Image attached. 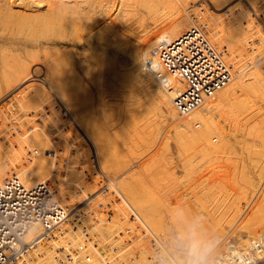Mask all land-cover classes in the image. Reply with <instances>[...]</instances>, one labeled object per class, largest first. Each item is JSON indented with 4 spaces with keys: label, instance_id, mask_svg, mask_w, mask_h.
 I'll return each instance as SVG.
<instances>
[{
    "label": "bare ground",
    "instance_id": "6f19581e",
    "mask_svg": "<svg viewBox=\"0 0 264 264\" xmlns=\"http://www.w3.org/2000/svg\"><path fill=\"white\" fill-rule=\"evenodd\" d=\"M4 1H9V0H0V10L3 12V6L4 5ZM12 1V6H10L9 12L11 13H20V17L17 19L16 21V25L15 24H11L9 22L10 19L12 18H7L8 16H10V14H8V16L5 17L7 18L6 20H8V23L6 21V26L4 25V22H5V17L3 16L2 18H4V21L3 19L1 21V24L2 27L4 28L5 27V31L7 30V25L8 24H11V27L13 25H15V27L18 25V20H22L23 17L26 19H23L24 22L21 23L23 24L22 26H26V33H24L22 36L20 35L19 37H17L19 35L20 32H24V30H21L22 29V26H21V29H20V32H19V28H18V31H17V27H16V31L18 32V34H16V37L12 38L11 36V33L13 32H16V31H12V28L11 30H9L10 32L5 34L4 32H0V58L1 59H4V58H7L8 56V53L11 52V55L8 56V60H9V57L11 58L12 57V60L13 61H9L8 63L4 61H2V65H1V72H0V75L3 77L7 76L8 74L10 73H18L19 71H23L24 69L26 70H29V72L35 74V75H44V78H48L50 77V79L53 80V85L55 86L56 88V101H59L61 100L62 103L68 108V110L73 114V116H76L75 119L76 121L78 122V124H80V126H83L84 128H86V130L88 131V135H89V138L91 140L94 141L95 143V147L98 149V152H97V155H98V158H99V162H100V165L102 167V169L108 173L109 171V168H110V172H113V174H116L115 176V187L117 188V190L119 192H121L125 198L129 201V203L134 206L136 209H138V211L144 216V218L149 222V224H151L153 226V228L156 230V231H163L166 230L165 229V223L161 220L163 218H159V216L156 214H154L153 210L150 209V206H154V205H151V204H154V201L153 203H150V205H148V201H147V205L148 207L144 204V201L141 199L140 195L138 192L139 189H138V184L140 182H143L145 180V177L147 175L151 176V182L149 181V183L147 185H150L152 184V181H154V183H160L158 180H160L159 178H157V180L155 179V174H153L152 171H155L154 169L155 168H159L162 163L160 162L161 160V156L163 155L162 153L164 152L165 150V147L167 146L168 142L166 141V146L163 145L162 146H165L163 148H160L158 151H153V153L155 155H153L154 157L148 158V160H142L140 163H142V165L140 167H134V166H137V164H134V165H129L130 162H126V160L124 159L123 161L121 162H118L116 163V159L113 161L112 159L117 157V154L116 156L114 155V153H116L115 151L113 152V154H110L113 158L110 157V155L108 153H111L112 151V147L111 149L109 148V146L107 147L108 145V138H106L104 136V133H103V128H102V125H101V121H104L103 119L100 118V114L101 112H103V115H104V110L105 108L101 105H97L95 104V101L92 97H90L89 95H86V96H83V91L89 89L87 87H84L83 85V81L82 79L80 78L79 76V72L76 70L74 72H69L68 73V68H70L68 65L69 61H67V58H70L71 60L73 59L72 55H70V52H69V48L66 49V48H63V47H57V41H60V42H67V43H70V44H75V45H79V44H83V45H88V47H99L102 48V57L98 56L99 57V60L100 58H102L101 60H104L103 59V56L105 58V62L104 63L103 61V64L105 66L108 67V65L106 64H113L112 63V59H110V57L108 56V48L104 47L103 45L105 44H108L109 40L111 42V40L113 39H110L112 38V34L110 33H113L114 30H117L115 32H119L118 29H113V32L111 31L113 27H118V26H125L126 23L130 22V19L132 18L133 20V17H130V15H132V13L135 12V10H140L141 8H144V9H154L155 7L157 8V6H161L159 2H157L158 0H10ZM211 2V7L213 8V10H218L220 7H222L223 5H227V3L230 2V0H209ZM161 2H163V0H161ZM11 4V2H10ZM6 5V4H5ZM9 5V4H8ZM141 7V8H140ZM173 7V6H172ZM160 8V7H159ZM158 8V10H159ZM178 9V8H177ZM221 9V8H220ZM5 10V9H4ZM157 10V11H158ZM172 10H174L175 12V8H173ZM156 11V12H157ZM160 11V10H159ZM158 11V13H160ZM116 12V14H114ZM152 12V11H151ZM150 12V13H151ZM154 12V13H156ZM171 12V11H170ZM174 12L170 13L172 14V16H170V19L166 18L167 21L164 22V24H162L161 26H157V24H155L156 26L152 27L151 29H149L147 32H145V37L143 36L141 38L140 41H137V43L133 44L132 39L131 41H126L127 44H132L130 46H128L125 41H124V36L126 37V35L123 36V40L121 39L122 35H121V30L122 28H120V34H117L118 36H116V40L117 38L120 40H122V44L125 43V47L123 45L122 48H125L123 53L128 55L129 54V57H131V60L133 61V63H135L136 65V71L137 75H133L132 78H130L129 74L127 73V71L130 73H134L133 71H131L130 69L126 70L125 72L119 68L117 66V68L121 69L120 71V74H125L129 76L130 79H127L125 78L127 81H137L138 83H140L142 81V83L146 82L148 85V89L149 87H151V90L153 89V92L150 90V92H152L153 94H155V97L156 99H158L157 101L159 103H161V106H162V109L163 111L166 112V117L170 120V122H172V125H171L168 129H169V132H171L174 136H176L179 140V142H181L182 146H180V148L184 147L183 149H185V147H188L189 145L186 146L185 143L187 142H190V143H199L200 145H202V147H204L205 144H215V142L213 141L215 137H217L216 139H218L220 142H222L223 138L224 139H228L229 138V134L226 133V129H223V126L226 124L224 123V125L222 126V124L220 123V119H222V113L224 112V109L226 108H222L221 104L222 105H225V106H228L230 104H228V102L230 103V101L233 103L231 105H235V103H237V99L240 98L239 95L242 94V92H248V91H251V92H255L256 94L259 93L260 96L262 97V99L264 100V75L262 74V71L260 69V64H261V59L260 57L257 58L256 60H251L250 58V64H253L249 70L247 71H243V70H240L239 68L241 67V65H237L239 68H236V69H239L237 71L236 74H234V77L233 79L230 81V83L225 86L224 88L220 89L213 98H211L210 100H207L205 102H203L200 106H198L197 108L193 109L191 112L188 113V116L185 115V116H180L181 114L178 113L174 103H173V98L175 96V92L176 90H178L179 88V85L180 83H177V85L175 84L176 81L173 80V78H171L169 75L165 74L164 73V69L162 67V64L158 58V56L156 54H154L155 50L157 49V46L160 44L161 41L163 40H173L175 38H177L179 35L182 34V32H184L185 30H187L193 23H194V17H192V14H189V13H183L182 11H180L179 9L175 12L176 14H174ZM231 12V11H230ZM139 13V12H137ZM137 13H135L134 15H136ZM141 13V11H140ZM162 13V12H161ZM114 14V16H113ZM164 14V13H162ZM162 14H158L159 15H162ZM1 15V14H0ZM153 15V14H152ZM151 15V16H152ZM165 15V14H164ZM174 15V16H173ZM209 15V14H208ZM14 16V15H13ZM23 16V17H22ZM163 16V15H162ZM166 16V15H165ZM18 16H16L17 18ZM155 18H157L156 16H154ZM172 17V18H171ZM154 18V19H155ZM161 18V17H160ZM164 18V16H163ZM162 18V19H163ZM14 19V18H13ZM159 19V18H158ZM22 20V21H23ZM157 20V19H155ZM159 21V20H158ZM157 21V22H158ZM161 21V20H160ZM159 21V22H160ZM21 22V21H20ZM146 22V20H145ZM155 22V21H154ZM223 22V21H222ZM14 23V22H12ZM156 23V22H155ZM163 23V22H160V24ZM207 23L210 24V26L212 27V31L216 34V35H220L221 32L225 31L224 34L225 35H222L226 41L230 44V47H232V52H234V50H238V48H240L241 50H244L245 48V44H246V39H247V36L251 35L249 33L248 35V27L246 25H244V20L241 18H235V20H232V21H229L227 23H225V27L224 29H222L223 27H220L219 26H216V24L214 25V23H212V19L211 18H208L207 19ZM1 24H0V29H1ZM26 24V25H25ZM159 24V25H160ZM222 24V23H221ZM143 25V24H142ZM10 26V25H9ZM8 26V27H9ZM20 26V24H19ZM110 26H113L112 28H110ZM144 26V25H143ZM128 27V26H127ZM156 29L155 31L153 29ZM15 29V28H13ZM148 29V28H147ZM146 29V30H147ZM2 30V29H1ZM0 30V31H1ZM145 30V29H144ZM227 30V31H226ZM22 32V33H23ZM129 32V31H128ZM212 32V36H216L214 33ZM4 33V34H3ZM211 33V31H210ZM9 34V35H8ZM114 36L116 35L115 33H113ZM128 36V35H127ZM132 35H130L131 37ZM134 37V36H133ZM137 37V36H136ZM220 38V36H218L216 38V40H218ZM129 39V38H128ZM134 39V38H133ZM115 40V39H114ZM126 40V38H125ZM130 40V39H129ZM135 40V39H134ZM139 40V39H138ZM222 40V39H221ZM124 41V42H123ZM113 42V41H112ZM117 42V41H116ZM115 43V42H114ZM114 43H111L114 44ZM119 41L116 43V45H118ZM59 44V43H58ZM121 44V43H119ZM223 44V43H222ZM110 45V44H109ZM110 45V46H111ZM115 45V44H114ZM113 45V46H114ZM115 45V46H116ZM127 45V47H126ZM109 46V47H110ZM114 46V47H115ZM122 46V45H121ZM117 47V46H116ZM119 47V46H118ZM228 47V48H230ZM121 47L119 49H122ZM83 50V49H82ZM92 50V49H91ZM97 50V49H96ZM123 50V49H122ZM231 50V49H230ZM78 51V50H77ZM81 51V50H80ZM89 51V50H88ZM94 51V50H93ZM114 51V50H113ZM121 51V50H119ZM153 52V55H150V53ZM248 51V50H247ZM91 52V51H90ZM96 52V53H95ZM98 51H94V56L97 58V55L95 54H100V51L97 53ZM231 52V53H232ZM122 53V52H121ZM122 53V54H123ZM230 53V52H229ZM245 53V52H244ZM243 53V54H244ZM253 53V52H252ZM252 53L250 55H252ZM90 54V53H89ZM98 54V55H99ZM242 54V55H243ZM86 55V54H85ZM101 55V54H100ZM247 55V54H246ZM244 56V57H247V56ZM249 55V56H250ZM256 55V54H255ZM90 56V55H89ZM108 56V57H107ZM115 56V55H114ZM230 56L232 57H235L234 55H231ZM229 56V57H230ZM260 56V55H259ZM83 59H84V56H82ZM91 57V56H90ZM89 57V58H90ZM94 57V58H95ZM230 57V59H231ZM254 57V56H252ZM93 58V57H91ZM112 58V57H111ZM114 58V57H113ZM116 58V57H115ZM6 59V60H7ZM108 59H110L108 61ZM236 60V58H234ZM245 59H248V58H245ZM70 60V61H71ZM80 60V59H78ZM95 60V59H94ZM112 60V61H111ZM234 60V61H235ZM1 61V60H0ZM111 61V62H110ZM232 63L235 65V63L233 62V59H231ZM238 61V60H237ZM252 61V62H251ZM96 62V61H95ZM109 62V63H108ZM124 62V61H123ZM246 62H248L249 64V61L246 60ZM67 63V64H66ZM85 63V62H84ZM98 63V58H97V62ZM241 63V62H240ZM66 64V65H65ZM71 63H69L70 65ZM81 64V62H80ZM101 63V65H103ZM110 64V65H111ZM119 64H122L119 62ZM124 64V63H123ZM122 64V65H123ZM237 64V63H236ZM245 64V62H244ZM247 64V63H246ZM255 64V65H254ZM91 65V64H89ZM98 65V64H97ZM114 65V64H113ZM72 66V65H71ZM88 66V64H87ZM85 66V67H87ZM93 66V64L91 65ZM115 66V65H114ZM112 66V67H114ZM126 66V65H125ZM129 66V65H128ZM236 66V65H235ZM249 66V65H248ZM68 67V68H67ZM75 67V66H74ZM90 67V66H89ZM88 67V69H90ZM94 67H97V66H94ZM104 67V66H102ZM101 67V68H102ZM110 67V66H109ZM110 68V69H116L115 67L114 68ZM121 67V66H120ZM245 67V66H244ZM83 68V66H82ZM99 69H101L100 67H97ZM71 69V68H70ZM75 69V68H74ZM87 69V70H88ZM96 69V68H95ZM109 68H107L108 70ZM148 69V73L144 72V70ZM85 69H83L84 71ZM104 72L106 70V68H103L102 69ZM118 70V69H117ZM70 71V70H69ZM97 71V70H95ZM100 71V70H99ZM111 71V70H110ZM123 71V72H122ZM243 71V72H242ZM25 72V71H24ZM86 72V70H85ZM104 72H102L104 74ZM109 72V70H108ZM118 72V71H117ZM90 73H94V69H90ZM96 73V72H95ZM99 73V72H98ZM101 73V72H100ZM99 73V74H100ZM3 74V75H2ZM22 74V73H21ZM32 74V75H33ZM74 74V77H72ZM85 74V73H84ZM98 74V75H99ZM110 74V73H109ZM113 74V73H112ZM29 75V74H28ZM87 75V74H86ZM94 74H91V76L93 77ZM96 75V74H95ZM96 75V76H98ZM117 75V74H116ZM115 75V77H116ZM132 75V74H130ZM237 75V76H235ZM241 76L238 78V76ZM9 76V75H8ZM13 76V75H12ZM18 76V75H17ZM15 76V77H17ZM27 76V74H26ZM101 76V75H100ZM108 76V75H107ZM119 76V75H118ZM124 76V75H123ZM122 76V77H123ZM124 76V77H125ZM127 76V77H128ZM19 77V76H18ZM17 77V78H18ZM32 77H35L34 75ZM38 77V76H37ZM75 77H77V79H75ZM102 77V76H101ZM106 77V76H105ZM113 77V78H115ZM122 77H121V81H122ZM123 77V78H124ZM11 78V77H9ZM14 78V76H13ZM90 78V77H89ZM117 78V77H116ZM6 81L9 80L8 77L6 78ZM12 79V78H11ZM25 79V78H24ZM36 79V78H35ZM38 79V78H37ZM49 79V81H50ZM108 79V78H107ZM111 79V78H110ZM125 79L124 82H125ZM131 79H134V80H131ZM25 80H29V79H25ZM44 80V79H43ZM10 81V80H9ZM13 81V80H12ZM21 81V80H20ZM46 81V80H45ZM43 81V82H45ZM105 81V80H103ZM140 81V82H139ZM2 82V81H1ZM16 82V80H15ZM13 82V83H15ZM23 82V81H22ZM38 82V81H37ZM51 82V81H50ZM107 82V81H106ZM136 82V83H137ZM154 82L155 83H161V86L163 85V88H165V90H162L160 87H156V88H153L154 86ZM10 83H12L10 81ZM31 83V82H30ZM46 83V82H45ZM135 84V85H138L139 84ZM157 83V84H158ZM159 83V84H160ZM132 84V83H131ZM9 86V84H7ZM11 85V84H10ZM33 85V84H32ZM86 85V84H85ZM130 85V84H129ZM129 85H128V88H129ZM141 85V83H140ZM145 85V83H144ZM144 85H141L144 86ZM7 86V87H8ZM122 86V85H121ZM126 86V85H125ZM134 86V85H133ZM136 86V87H138ZM147 86V85H146ZM100 87V86H99ZM112 87V86H111ZM145 87V86H144ZM96 88V87H95ZM102 88V87H101ZM121 88V87H120ZM147 88V87H146ZM12 89V88H11ZM142 89V88H141ZM97 90V89H96ZM125 90V89H124ZM98 91V90H97ZM101 91V89H100ZM137 91V90H136ZM142 91V90H141ZM119 92V91H118ZM101 94V93H100ZM152 94V95H153ZM248 94V93H247ZM255 94V95H256ZM92 95V94H91ZM139 94H136L135 96H138ZM254 95V93H253ZM254 95V96H255ZM58 96V97H57ZM134 96V97H135ZM173 96V98H172ZM259 95L257 94L256 97ZM60 97V98H59ZM131 97V96H130ZM154 97V95H153ZM247 97V95H246ZM250 97V96H249ZM137 99H139L138 97H136ZM251 98V97H250ZM249 98V100H250ZM153 99V98H152ZM155 99V98H154ZM241 99V98H240ZM246 99V98H245ZM253 99V97H252ZM251 99V100H252ZM101 100V99H100ZM136 100V99H135ZM134 100V101H135ZM239 100V99H238ZM244 100V98H243ZM247 100H248V97H247ZM248 100V102H249ZM250 100V101H251ZM262 100V101H263ZM106 100H104L105 102ZM141 101V100H139ZM242 101V99L240 100V102ZM254 101V100H252ZM144 102V100H143ZM239 102V104H240ZM247 102V101H246ZM245 100H244V103L245 105L251 103V102H247L246 103ZM264 102V101H263ZM136 103V102H135ZM134 103V104H135ZM140 103V102H139ZM159 103L158 106H159ZM106 104V103H105ZM228 104V105H227ZM141 105H142V101H141ZM238 105V104H237ZM242 105V104H240ZM245 105L243 104L242 106L245 107ZM259 105V104H258ZM135 106V105H134ZM143 106V105H142ZM159 106V107H161ZM236 106V105H235ZM241 106V108H242ZM252 105L250 104L249 107H251ZM137 107V106H136ZM234 107V106H233ZM240 107V106H239ZM258 107V108H257ZM256 110L257 113L254 111L252 113H256L258 114V110L259 111H263L264 109L260 110L259 109V106H257ZM122 108V107H121ZM235 108V107H234ZM246 108V107H245ZM161 109V110H162ZM219 111H218V110ZM228 109V107H227ZM237 109V107H236ZM235 109V111H236ZM239 109V108H238ZM237 109V110H238ZM253 109V108H252ZM140 110V109H139ZM240 110V109H239ZM108 111V110H107ZM217 111V113H216ZM241 111V110H240ZM138 112V111H137ZM229 112V111H228ZM234 112V111H233ZM143 113V112H142ZM163 113V112H162ZM239 113V112H238ZM263 114V118H264V112H260V114ZM210 115L211 118L209 117V119H207L206 117H204L205 115ZM237 114V113H236ZM255 114V116H256ZM163 115V114H162ZM206 115V116H207ZM222 115V116H221ZM187 116V117H186ZM225 116V115H224ZM231 116V115H230ZM254 115H252L253 118H255ZM180 117V118H179ZM198 117L199 119L201 118V123H200V127H197L195 122H194V119L197 118L198 120ZM208 117V116H207ZM228 117V116H227ZM226 117V118H227ZM233 117V115H232ZM231 117V118H232ZM257 117V116H256ZM104 118H105V115H104ZM251 118V117H250ZM249 118V119H250ZM252 118V119H253ZM259 118V117H258ZM263 118H261L260 121H257V124H259V127H261V130H259L260 132L257 131V133H262V136L260 137L261 140H262V143L264 144V123H263ZM168 119L166 121H168ZM229 119V118H228ZM227 119V120H228ZM101 120V121H99ZM165 120V119H164ZM247 120V119H246ZM259 120V119H258ZM235 121V119H234ZM237 121V120H236ZM235 121V123H236ZM251 121V120H250ZM253 121V120H252ZM118 122V121H117ZM169 122V121H168ZM239 122V121H238ZM247 122V121H246ZM255 122V121H254ZM116 123V122H115ZM120 123V122H118ZM117 123V124H118ZM248 123V122H247ZM247 123H243V124H246ZM103 124V123H102ZM138 124V123H137ZM136 124V125H137ZM249 124V123H248ZM257 124H251L249 125V128H252L250 129L251 132L253 130V126L255 127V125ZM263 124V125H262ZM129 125V124H128ZM245 125V126H246ZM261 125V126H260ZM252 126V127H251ZM240 127V126H239ZM247 127V126H246ZM118 128V127H117ZM162 128V127H160ZM230 128V127H229ZM249 128L247 130V132L249 131ZM42 130V128H40ZM40 129H36V130H32V135L30 134L29 136V142L31 144V146L33 145H37L39 147H41L43 149V152L40 154V155H37L34 160L31 162L30 166H23L22 164H19V162H16L14 161V163H12L13 165V169H19L20 171L22 170L23 172V175L25 176L26 178V183L28 185H34L40 181H43V180H46V179H50V180H58L60 182V192L61 194L63 195V197L68 200L69 202L73 203V199L74 198V194H70V190L71 188L67 189L65 187H68V185L65 186V181L68 180L69 178H72V181H77L78 183L82 184L83 183V180L85 179V176H84V173L82 172V169H77L76 166H73L71 168L68 169V179H66L67 177H64V172L61 173L63 174L62 176L57 172V170L55 168L56 171H55V177L52 176L54 175V170L51 171L50 169L52 168V165L51 168L49 169V161H51L50 159V156L46 153V149L50 147V143L48 141L50 140H46L44 137L46 136V133L44 131H41ZM111 129V128H110ZM245 129V128H244ZM85 130V131H86ZM160 130V129H159ZM165 130V129H164ZM255 130V129H254ZM108 131V130H107ZM127 131V130H126ZM158 131V130H157ZM243 131V130H242ZM105 132V131H104ZM111 132V131H110ZM138 132V131H137ZM149 132V131H148ZM228 132V131H227ZM250 131L248 133L252 134ZM45 133V134H44ZM152 133V132H151ZM158 133V132H156ZM167 133V132H166ZM214 134L211 136V134ZM136 134V133H135ZM240 134V133H239ZM249 134V135H250ZM110 136V134L107 133V136ZM261 134L257 135V136H260ZM44 136V137H43ZM108 136V137H109ZM137 136V135H136ZM167 135L164 136V138L166 137ZM247 136V135H246ZM24 137V136H23ZM107 140H105V138ZM170 135L167 136V138H169ZM251 137V135H250ZM256 138V137H255ZM259 138V139H260ZM26 139V138H25ZM110 139V138H109ZM114 139V138H113ZM130 139V138H129ZM139 139V138H138ZM241 139L240 137L238 138V140ZM243 139V138H242ZM241 139V140H242ZM27 140V139H26ZM36 140H38L36 142ZM115 140V139H114ZM113 140V141H114ZM169 140V139H168ZM229 140V139H228ZM237 140V139H235ZM240 140V141H241ZM108 141V142H106ZM112 141V140H111ZM111 141L109 143V145L111 144ZM85 142V141H84ZM83 142V143H84ZM106 142V143H105ZM178 142V141H177ZM185 142V143H184ZM247 142V141H246ZM249 142V141H248ZM6 143V142H5ZM3 143V144H5ZM60 143V142H59ZM116 143V142H114ZM113 143V144H114ZM189 143V144H190ZM3 144H0L1 146ZM112 144V145H113ZM145 144V143H144ZM177 144V143H176ZM185 144V145H184ZM188 144V143H187ZM198 144V145H199ZM239 144V143H238ZM245 144V142H244ZM252 144V143H250ZM255 144V143H253ZM252 144V145H253ZM24 145V144H23ZM87 145V144H86ZM111 145V146H112ZM25 146V145H24ZM118 146V145H116ZM241 146H242V143H241ZM3 147V146H2ZM5 147V146H4ZM3 147V148H4ZM7 147V146H6ZM84 147V146H83ZM114 149H115V145L113 146ZM137 147V146H136ZM151 147V146H150ZM154 147V146H153ZM156 147V146H155ZM190 147H192V145L190 144ZM197 147V146H196ZM196 147H193V148H196ZM248 147V146H247ZM253 147V146H252ZM259 147V146H258ZM1 148V147H0ZM16 148V147H15ZM36 148V147H35ZM157 148V147H156ZM155 148V149H156ZM167 150L168 147H166ZM178 148L180 151L181 149ZM251 148V147H250ZM22 149V148H21ZM108 149H110V152H108ZM119 149V148H118ZM150 149V148H148ZM154 149V148H153ZM182 149V150H183ZM244 149V148H242ZM2 150V149H1ZM0 150V151H1ZM23 150V149H22ZM64 150V149H63ZM120 150V149H119ZM193 150V149H192ZM245 150V149H244ZM253 150V149H252ZM13 151V150H12ZM26 152V150H23L22 152ZM82 151V150H81ZM85 151V150H84ZM170 151V150H169ZM249 151V150H248ZM255 151V150H254ZM262 151V150H261ZM5 152V151H3ZM7 152V151H6ZM39 152V151H38ZM69 152V151H67ZM194 152V151H193ZM192 152V154H193ZM247 152V150H246ZM18 153V152H17ZM16 153V154H17ZM21 153V152H20ZM27 153V152H26ZM250 153V152H249ZM253 153V152H252ZM257 153V152H256ZM263 153V152H261ZM181 154V153H179ZM21 156V154H19ZM28 155V154H27ZM86 155V154H85ZM191 155V153H190ZM0 156H1V152H0ZM7 156V154H6ZM5 156V158H7ZM60 156H63L60 154ZM65 156V155H64ZM100 156V157H99ZM119 156V155H118ZM172 156V155H171ZM182 156V155H181ZM184 156V155H183ZM256 156V155H255ZM17 157V156H16ZM26 157V156H25ZM67 157V156H66ZM189 157V156H188ZM263 157V155H262ZM261 157V158H262ZM4 158V157H2ZM10 158V157H9ZM14 159V156L12 157ZM20 158V157H19ZM120 158V156H119ZM146 158V157H145ZM251 158V157H250ZM261 158H259L261 160ZM12 159V160H13ZM50 159V160H48ZM71 159V158H70ZM73 159V158H72ZM101 159V161H100ZM185 159V157L183 158V160ZM252 159V158H251ZM264 159V158H263ZM262 159V160H263ZM5 160V159H4ZM118 160V159H117ZM122 160V159H121ZM186 160V159H185ZM184 160V161H185ZM190 160V159H187V161ZM8 161V160H7ZM11 161V160H10ZM16 161L17 158H16ZM29 161V160H28ZM53 161V160H52ZM73 161V160H72ZM120 161V160H119ZM251 161V160H250ZM2 162L0 165V181L3 179V177L6 175V161H5V165L3 164V160L1 159ZM9 162V161H8ZM7 162V163H8ZM21 162V161H20ZM133 162V161H132ZM255 162V161H254ZM261 162V161H260ZM18 163V164H17ZM23 163V161H22ZM74 163V162H73ZM103 166H102V164ZM108 163L107 166H109L108 170L106 171V164ZM135 163V162H134ZM190 163V162H189ZM187 163V164H189ZM244 163V162H243ZM11 164V163H10ZM24 164V163H23ZM27 164V163H26ZM51 164V162H50ZM75 164V163H74ZM133 164V163H131ZM167 164V163H166ZM169 164V163H168ZM186 164V163H185ZM254 164V163H253ZM260 164V163H259ZM259 164H255V165H259ZM264 164V162H263ZM12 165H9L8 164V167L9 166H12ZM77 165V164H75ZM238 165V164H237ZM21 166V167H20ZM54 166V165H53ZM79 166V165H78ZM82 166V165H81ZM242 166H245L242 164ZM262 168H261V167ZM259 166V168H261V170L257 171L255 174H257L256 176H252L250 178H247L245 179L246 180V184L249 185V186H253V187H257L259 190H260V194L261 196L259 197V199L254 202V204H252L248 210V218L242 220L241 222L238 223V228H236V230H240V231H243L245 232V236H250L252 234H255V233H258L260 230H263L264 232V215L263 217H259L258 219H256V215H259V214H262L264 213V165L262 166V164ZM76 167V168H75ZM80 167V166H79ZM167 167V166H166ZM169 167V166H168ZM256 167V166H255ZM254 167V168H255ZM82 168V167H81ZM118 171H116V170ZM153 169V170H152ZM161 169V168H160ZM163 169V168H162ZM161 169V171H162ZM235 169V168H233ZM232 169V170H233ZM237 169V168H236ZM240 169V168H239ZM167 171V169H165ZM170 171V168L168 169ZM185 170V169H184ZM189 170V169H188ZM188 170H185L188 171ZM242 170V169H241ZM256 170V169H255ZM116 171V173H115ZM168 171V172H169ZM245 171V169L243 170ZM66 172V173H67ZM109 172V174H110ZM156 172V171H155ZM158 172H159V169H158ZM189 172V171H188ZM59 175H58V174ZM164 172H162L161 174H163ZM166 174H168L167 172H165ZM164 173V174H165ZM235 173V172H234ZM11 174V173H10ZM173 174V173H172ZM187 174V172H186ZM58 175V177H57ZM146 175V176H145ZM158 175V174H156ZM246 175H250V174H246ZM61 176V177H59ZM66 176V175H65ZM110 176V175H109ZM164 177V175H162ZM183 176V175H182ZM112 177V178H113ZM158 177V176H157ZM173 177V176H170V178ZM176 177V175H175ZM193 177V176H192ZM245 177V176H243ZM248 177V176H247ZM257 177L258 179L261 178L262 179V183L258 185L257 183ZM148 178V177H147ZM146 178V180H147ZM168 177V179H170ZM189 178V177H188ZM187 178V179H188ZM241 178V177H240ZM74 179V180H73ZM87 179V178H86ZM164 179V178H163ZM166 179V180H168ZM176 179V178H174ZM236 179V178H235ZM260 179V180H261ZM149 180V179H148ZM71 181V180H70ZM169 181V180H168ZM180 181V180H179ZM239 180H236L235 182H237ZM242 181V179H241ZM67 182V181H66ZM69 182V181H68ZM76 182V183H77ZM86 182V180H85ZM87 182L89 183H93L92 180L89 181V179H87ZM86 182V183H87ZM146 182V181H145ZM85 183V184H86ZM89 183V184H90ZM162 183V182H161ZM176 183V181H175ZM238 183V182H237ZM235 183L236 185H239V183L237 184ZM241 183V182H240ZM75 184V183H74ZM145 183L143 184L146 185ZM171 184V183H169ZM180 184V183H179ZM188 184V182H187ZM243 184H244V181H243ZM242 184V185H243ZM73 185V184H72ZM71 185V186H72ZM83 185V184H82ZM81 185V186H82ZM153 185V184H152ZM151 185V186H152ZM245 185V186H247ZM64 186V188H63ZM70 186V187H71ZM80 186V185H79ZM78 186V187H79ZM158 186V185H157ZM172 186V184H171ZM174 186V185H173ZM196 186V185H195ZM86 187V186H84ZM167 187V185H166ZM83 188V187H82ZM154 189H156L155 187H153ZM72 189H73V186H72ZM71 189V190H72ZM80 189V188H79ZM76 190L77 191H80V190ZM153 189V191H154ZM164 189V188H163ZM162 189V191H163ZM175 189V188H174ZM150 190L152 191V188H150ZM157 190H160V189H157ZM156 190V191H157ZM160 190V193L162 192ZM74 192V191H73ZM74 192V193H76ZM94 192V191H93ZM146 192V191H145ZM165 192V191H164ZM82 195L80 196V198L84 199V195L87 193H84V189L82 190ZM92 193V192H91ZM147 193V192H146ZM152 193V197L156 196V198H158V196L160 195L161 197V200L159 199L158 201H156V204L157 202H161L162 201V197L164 196L163 193L161 196V194H159V191L157 192V195H153L154 192H151ZM166 193V192H165ZM164 193V194H165ZM78 195V193H76ZM155 194V193H154ZM78 195V196H79ZM76 197L79 198V197ZM168 196V194L166 195ZM165 196V197H166ZM147 197V195H146ZM145 197V198H146ZM151 197V199H152ZM79 198V200H80ZM155 198V199H156ZM147 199L149 200V196L147 197ZM166 198H163V201H165V203L167 202V200H164ZM175 199V198H174ZM185 199V198H184ZM157 200V199H156ZM172 201V200H171ZM75 202V200H74ZM150 202V200H149ZM152 202V201H151ZM174 202V201H172ZM172 202H168V206L170 204L169 207H171L172 205ZM187 202V201H186ZM185 202V204H186ZM162 203V202H161ZM160 203V204H161ZM155 204V205H156ZM164 204V203H163ZM174 204V203H173ZM188 204V203H187ZM179 205V204H178ZM189 205V204H188ZM167 206V205H166ZM165 206L166 209H169ZM175 206V205H174ZM177 206V205H176ZM197 207V205H195ZM173 207V206H172ZM178 207V206H177ZM176 207V208H177ZM184 208H177L180 209L179 211H176L178 212V215L175 219L172 218L170 219L172 225L175 224L177 227H178V230L182 231V232H187L188 229L189 231L191 232L193 230L194 227H198V230H199V233L197 234L198 237H195L196 235H193L196 240L194 241L193 239H190L191 241V249L190 251H192L194 257L199 260H201L202 257L201 256V250L202 248H206V241L201 237V235H203L207 230L211 231V232H216L218 231V226L214 223L213 224V227L211 228L212 225H210L209 227V223H210V220H208V218H203V214H201V217L198 216L199 218H197V216L195 218H193V215L190 213L191 211H189L188 207L187 209L185 208L186 206H183ZM193 207V206H192ZM155 208V207H154ZM175 208V209H176ZM159 208H157L158 210ZM164 210V208H161L160 207V211ZM174 209V207H173ZM174 209V210H175ZM194 209V208H193ZM199 209V208H198ZM173 210V211H174ZM188 210V211H187ZM211 210V209H210ZM171 211V209L168 210V212ZM172 211V212H173ZM170 212L172 215L170 217H173L175 214V211L174 213ZM210 212V211H209ZM162 213V212H161ZM190 213V214H189ZM199 213V212H198ZM169 214V213H168ZM198 214V215H200ZM209 214V213H208ZM176 215V214H175ZM194 215H197V212H195ZM161 216V215H160ZM168 218V217H167ZM183 218V220H182ZM208 220V221H207ZM255 220H257L255 222ZM254 222V223H253ZM115 223V222H114ZM187 223V224H186ZM111 224V223H110ZM113 224V223H112ZM111 224V225H112ZM230 224V221H228L227 224L223 225V229L225 228L226 225H229ZM109 225V224H108ZM103 226V225H102ZM230 226V225H229ZM113 227V225H112ZM111 227V228H112ZM237 227V225H236ZM104 228V227H103ZM105 228H107L105 226ZM217 228V230H216ZM109 230V229H108ZM112 230V229H111ZM234 230V228H233ZM42 230L35 226L31 229L30 231V236L31 237H34V236H37L39 234H41ZM162 232V233H163ZM220 232V231H218ZM241 232V233H243ZM229 233V232H228ZM231 233V232H230ZM177 234V233H176ZM186 236L189 235L187 233H184ZM259 234V233H258ZM240 235V234H239ZM242 235V234H241ZM240 237L245 241V239L243 238V236ZM180 236V235H178ZM184 236V235H183ZM185 236V238H186ZM70 237V235L68 234L67 237L65 238L62 237L60 238V242L59 244H57V246H60V244L64 245L66 244V239H68ZM189 237V236H188ZM187 237V238H188ZM239 237V238H240ZM194 238V239H195ZM238 238V239H239ZM240 238V239H241ZM201 239V240H200ZM72 241V240H70ZM247 242V241H246ZM245 243V242H244ZM190 244V243H189ZM203 245V247H202ZM189 246V245H188ZM208 247V245H207ZM189 248V247H188ZM47 253H45L46 257L43 258V261L45 260V262H48L47 264H49V261H51L53 258V252L50 250V251H46ZM51 252H52V255H51ZM191 254V252H190ZM186 255L184 254V257ZM186 258V257H185ZM183 258V259H185ZM191 258V257H189ZM182 259V258H181ZM188 259V258H187ZM186 259V260H187ZM198 260V261H199ZM40 261V262H41ZM180 261V260H179ZM185 261V260H184ZM189 261V260H188ZM187 261V262H188ZM39 263V264H43V263ZM181 262V261H180ZM189 263V262H188ZM187 263V264H188ZM45 264V263H44Z\"/></svg>",
    "mask_w": 264,
    "mask_h": 264
},
{
    "label": "built area",
    "instance_id": "2783aa9c",
    "mask_svg": "<svg viewBox=\"0 0 264 264\" xmlns=\"http://www.w3.org/2000/svg\"><path fill=\"white\" fill-rule=\"evenodd\" d=\"M188 9L195 17L194 23L177 38L161 41L154 52L164 73L176 85L180 83L173 103L181 115L213 98L235 74V65L227 56L228 46L210 33L207 19L214 16L211 2H191ZM241 17L251 34L245 49L262 53L260 59H264V0H235L225 6L221 16L224 23ZM27 79L0 102V128L11 126L9 137L13 131L20 133V126L25 127L19 116L24 109L22 100L33 92L29 87L31 77ZM34 114L31 118L44 124L42 129L50 138L46 153L54 160V168L61 173L68 170L69 164L58 159L64 143L74 158L69 160L70 165L72 160L81 163L84 176L93 184L84 199L71 203L61 194L58 180L28 185L19 169L5 176L0 181V264H39L47 249L53 252L49 264H186L179 260L180 254L188 250L187 240L157 232L117 190L114 179L100 165L94 143L61 100L54 105L45 102ZM82 139L90 148L89 155L80 154ZM22 141L28 146V160L32 162L37 150L25 137ZM107 222L116 224L108 234L102 230ZM35 226L42 232L31 237L29 233ZM68 234L66 244L57 246ZM198 264H264V232L245 243L230 234L217 236L211 239L207 254Z\"/></svg>",
    "mask_w": 264,
    "mask_h": 264
},
{
    "label": "rangeland",
    "instance_id": "374dc122",
    "mask_svg": "<svg viewBox=\"0 0 264 264\" xmlns=\"http://www.w3.org/2000/svg\"><path fill=\"white\" fill-rule=\"evenodd\" d=\"M200 0H163V2H161V0H158L157 2H159L160 3V5L161 6H157V8L155 7L153 10L152 9H150V8H148L147 10L146 9H144V8H141L139 11L138 10H135V12L134 13H132V15H130V17H133V20H132V18L130 19V22H128V23H126L125 24V26H118L117 28L116 27H113V26H110V28H112V32H113V29H118V33L117 32H115V31H117V30H114V32L113 33H115L116 35L114 36V34L113 33H110V34H112V38H110V39H113V40H111V42H110V40L108 41L109 43L108 44H105V45H103L104 47H106V48H108V56L110 57V59H112L111 61H112V63L116 66H114L113 64H106V65H108V67L107 66H105L104 64H103V62L104 63H106L105 62V58H104V56H103V59L104 60H101L102 58H100V60H99V57L101 56L102 57V48H100L99 47V45H98V47H88V45L86 44V45H83V44H79V45H73V44H70V43H65V42H60V41H58V40H56L57 41V47H63V48H66V49H68L69 50V52H70V55H72L73 57V59L71 60L70 58H67V61L66 62H68L69 61V63H71L70 65H69V63H68V65L67 66H69L70 68H68V73L69 72H71V70H72V72H74V71H78L79 72V76H80V78L82 79V81H83V85H84V87H87V88H89V89H87V90H85V91H83V96H86V95H89L90 97H92L93 99H94V101H95V104H99L101 101V103L99 104L100 106L102 105L104 108H105V110H104V115H105V118H104V115H103V112H101V114H100V118L101 119H103L104 121H101V120H99V121H101V125H102V128H103V130L105 131H103V133H104V136L106 137V138H108V141L110 140H112L111 141V144L109 145V143H110V141L108 142V141H106V142H108V145H107V147L109 146V148L111 149V147H112V152L111 153H108L109 155L110 154H113V152L115 151H117L116 153H114V155L116 156V154H117V157H115V158H113L111 155H110V157L111 158H113L112 160L114 161L115 159H116V163H117V161L118 162H121V161H123L124 159L126 160V162H130V164L129 165H134V164H137V166H134V167H140L141 165H142V163H140L142 160H148V158L149 159H151V158H153L154 156L153 155H155L154 153H153V151L155 150V151H158L160 148H163V147H165L166 146V141L168 142V144H167V146L166 147H168V149L170 150H167V148L165 147V150H164V152L162 153L163 155L161 156V160H160V162L162 163V165L158 168L159 169V172H158V169L157 168H155L154 170L156 171H152L153 172V174H158V175H154L155 176V179L157 180V178H159L160 180H158L160 183H154V181H152V184H150V185H147L148 183H149V181L151 182V176H149V175H145L146 177H145V180L143 181V182H140L137 186H138V191H140V192H138L139 193V195H140V197H141V199L144 201V206L146 205L147 207H148V205H150V203H153V201H154V204H151V205H154V206H150V209L151 210H153V212H154V214L156 215H158L159 216V218H163V219H161L166 225H165V229L166 230H164V232L163 231H161V233L163 232V233H168V234H171L172 236H173V238H180V239H185V240H187V243H188V250L186 251V252H182L181 254H180V258H182L180 261L182 262V260L184 261L185 260V262H186V264L188 263V264H198L199 263V259L197 258H195L194 257V255H193V253H192V251H190V250H192L191 249V241H190V239H193L194 241L196 240V238L195 237H198L197 236V234L199 233V230H198V227H197V229H196V227H194L193 228V230L190 232L189 231V229H188V231L187 232H182V231H180V230H178V227L175 225V224H173L172 225V223H171V221H170V219H172V218H174L175 216L177 217V215H178V212H176V211H179L180 209H178L177 210V208H179V206H180V208L182 207V208H184L183 206H186L185 208L187 209V207H188V209H189V211H191L190 213L193 215V218H195L196 216H197V218H199L198 216H200L201 217V214H203L204 216H203V218H208V220H210V223H209V227H210V225H212L211 226V228L213 227V224L215 223L218 227V231H220V232H218V231H216V232H211V231H209V230H207L203 235H201V237L206 241V244L208 245V247H207V245H206V248H202V250H201V256L200 257H204L206 254H207V252H208V250H209V248H210V241H211V239H213V238H216L217 236H222V235H226V234H230V236H232L235 240H237V241H239L240 243H244V242H246V241H248L251 237H253V236H255V235H257L258 233H261V232H263V230H260L258 233H255V234H252V235H250V236H245V232H243V231H240L239 229L238 230H236V228H238V223L239 222H241L242 220H244V219H246V218H248V210H249V208H250V206L252 205V204H254V202H256L258 199H259V197L261 196V194H260V190L257 188V187H253V186H249V185H247L246 183V180L245 179H247V178H250V177H252V176H256L257 174H258V172L257 171H259V170H261V164H262V166L264 165L263 164V162H264V144L262 143V140H261V136H262V133H257V131L258 132H260L259 130H261V127H259V124H257V121H260L261 120V118H263V114L261 113L260 114V112H264V110L263 111H259L258 110V114H256L257 113V111H255L258 107L257 106H259V109L260 110H262V109H264V100L262 99V97L260 96V94L259 93H257L258 95H259V97L260 98H258V96L256 97V93L255 92H251V91H248V92H242V94L241 95H239V97L242 99V101L240 102V98H238L237 99V103H235L234 102V104L236 105H231V104H233L231 101H230V103L228 102V104H230V105H228V106H225V105H222L221 104V106H222V108L224 107V108H226V109H224V112L222 113V119H220V123L222 124V126L224 125V123H226L224 126H223V129H226L225 131H226V133H228L229 134V140L228 139H224L223 138V140H222V142H220L218 139H216L217 137H215L214 138V142H215V144H205L204 145V147H202V145H200L199 143H195V145H194V143L192 144V143H190V142H187V143H185L186 144V146L187 145H189L188 147H185V149H183L184 147H182V148H180V146H182L181 144V142H179V140H177L178 138L176 137V136H174L171 132H169V127L172 125V122H170V120L166 117V112L165 111H163V109H162V106H161V103H159L157 100L158 99H156V97H155V94H153L154 92H153V89L151 90V87H149V89H148V86H150V85H148L146 82H144L145 83V85H144V83H142V81L140 82L141 83V85H144V86H142L141 87V85H140V83H138L137 81H127L125 78H127V79H130V78H132V76L133 75H135L138 71L136 70V65H135V63H133V61L131 60V57H129V54L128 55H126V54H124L123 53V51H124V49L125 48H122L123 47V45H124V47H125V43H126V41L128 40V41H131V39H132V41L131 42H133V44H135V43H137V41H140L141 40V38L144 36L145 37V32H147L149 29H151L152 27H154V26H156L155 24H157V26H161L162 24H164V22L165 21H167L168 20V18L170 19V16H172V12H174V10H172L173 8H175L176 10H175V12L179 9L180 11H182L183 13H189V14H192V17H194V15H193V13H192V11H190L189 9H188V7L190 6V4H191V2H199ZM235 0H230V2L229 3H232V2H234ZM5 3H4V5L3 6H5V7H3V12L0 10V24H1V22H3L4 21V18H2L3 16L5 17V15H6V17L8 16V14H10V16H8L7 18H12V19H8L9 20V22L11 23V24H15L16 23V21H17V19L21 16L20 15V13H11V12H9V11H7V10H9V8H10V6H12V1H4ZM10 2H11V4H10ZM6 4V5H5ZM9 4V5H8ZM228 4V3H227ZM173 6V7H172ZM158 8H159V10H158ZM178 8V9H177ZM221 8V9H220ZM218 10H213V14H214V16H212L211 15V19H212V23H214V25L216 24V26H219V28L220 27H223L222 29H224V25H225V23L224 22H222V21H224L222 18H221V16L223 15V11L225 10V5H223L222 7H220ZM5 9V10H4ZM160 12V13H158V11ZM140 11H141V13H140ZM152 11V12H151ZM157 11V12H156ZM171 11V12H170ZM228 11H231L232 12V10L229 8L228 9ZM137 12H139V13H137ZM151 12V13H150ZM154 12H156V13H154ZM164 13V14H162V13ZM174 12V14H176ZM8 13V14H7ZM135 13H137L136 15H134ZM170 13H172V14H170ZM114 14H116V12L114 13ZM114 14H113V16H114ZM153 14V15H152ZM158 14H162L163 16H164V18H163V16L162 15H159L158 16ZM14 15V16H13ZM152 15V16H151ZM16 16H18L17 18H16ZM154 16H156L157 18H155ZM174 16V15H173ZM5 17V22H4V25L6 26V24L8 23V20H6L7 18ZM23 17V16H22ZM161 17V18H160ZM21 18V17H20ZM157 19V20H155V19ZM159 18V19H158ZM163 18V19H162ZM166 18H167V20H166ZM172 18V17H171ZM3 19V21H1ZM23 19H25L24 17H23ZM22 19V20H23ZM194 20H195V17L193 18ZM22 20H18V27H17V31H18V28H19V32H20V29H21V26L23 25V24H21V23H23L24 22V20L22 21ZM26 20V19H25ZM145 20H146V22H145ZM163 22V23H161L160 24V22ZM163 20H165V21H163ZM6 21H7V23H6ZM21 21V22H20ZM156 23H155V22ZM158 21V22H157ZM12 22H14V23H12ZM222 23V24H221ZM11 24H8L7 25V32L4 30L5 29V27L3 28L2 27V25L3 24H1V33L2 32H4L5 34H7V33H9L10 31L9 30H11V28H12V30H11V32L12 31H16V27H15V25H14V27H13V25H12V27H11ZM19 24H20V26H19ZM144 26H143V25ZM160 24V25H159ZM10 25V26H9ZM26 25V24H25ZM9 26V27H8ZM128 26V27H127ZM11 27V28H10ZM26 28V26H22V29L21 30H24L25 28ZM123 27V28H122ZM13 28H15V29H13ZM24 28V29H23ZM120 28H122V30L120 29ZM148 28V29H147ZM145 29V30H144ZM147 29V30H146ZM157 29V28H156ZM155 28L153 29L154 31L156 30ZM120 30H121V35H122V37H121V39L123 38V36L124 35H126V37L124 36V41H125V43H123L122 44V40L120 39H118L117 38V40H116V36H118L117 34H120ZM13 32V33H11V35H9V36H11L12 38L14 37H16V34H18V32ZM129 31V32H128ZM186 31V30H185ZM227 31V30H226ZM23 32V31H22ZM22 32H20L19 33V35L17 36V37H19L21 34L23 35L24 33H26V29L24 30V32L22 33ZM224 32L225 31H223V32H221L220 33V35L218 34V35H216L214 32V34L216 35L215 37L217 38L218 36H220V38L218 39L219 40V42L220 43H224L225 45H227L228 47H230V44L226 41V39L222 36V35H225L224 34ZM3 33V34H4ZM16 33V34H15ZM183 33V32H182ZM124 34V35H123ZM211 34H212V31H211ZM249 34V33H248ZM21 35V36H22ZM128 35V36H127ZM130 35H132L131 37H130ZM213 35V34H212ZM134 36V37H133ZM137 36V37H136ZM250 37V35L248 36V38ZM125 38H126V40H125ZM130 40H129V39ZM135 40H134V39ZM247 38V39H248ZM115 39V40H114ZM139 39V40H138ZM222 39V40H221ZM113 41V42H112ZM119 41V43H121V44H119L118 43V45H116V43ZM123 41V42H124ZM127 41V42H128ZM247 41V40H246ZM115 42V43H114ZM59 43V44H58ZM111 43H114V44H112L111 45ZM247 43V42H246ZM111 46H110V45ZM127 44V43H126ZM129 44H130V42H129ZM127 44L128 46H130V45H132V44ZM115 47H114V46ZM122 45V46H121ZM127 45H126V47H127ZM110 46V47H109ZM119 46V47H118ZM122 48V49H119V48ZM83 49V50H82ZM92 49V50H91ZM97 49V50H96ZM231 49V50H230ZM78 50V51H77ZM81 50V51H80ZM89 50V51H88ZM100 51V54L98 55V54H95V55H97V58H98V63H96L97 62V58L93 55L94 54V51ZM114 50V51H113ZM119 50H121V51H119ZM232 47H230V48H228V54H227V56H230V54L231 55H234L235 57H231V59H233V62L235 63V74L237 73V71L240 69V70H243L244 72L245 71H247V70H249L250 69V67L253 65V64H250V58H251V60L253 59V60H256L257 58H259L260 56H261V54H257V53H255V52H249V51H247L245 48H244V50H241L240 48H238V50L236 49V50H234V52H232ZM91 51V52H90ZM123 54H122V53ZM153 52L154 51H152L151 53H150V55H153ZM230 52V53H229ZM232 52V53H231ZM245 52V53H244ZM90 53V54H89ZM93 53V54H92ZM96 53V52H95ZM244 53V54H243ZM252 53V55H250ZM86 54V55H85ZM243 54V55H242ZM248 56H247V55ZM256 54V55H255ZM11 55V52H9L8 53V56H10ZM91 57H93V58H91ZM115 55V56H114ZM247 56V57H244V56ZM250 55V56H249ZM260 55V56H259ZM8 56H7V58H8ZM82 56H84V59H83V57ZM99 56V57H98ZM107 56V57H108ZM252 56H254V57H252ZM90 57V58H89ZM95 57V58H94ZM112 57V58H111ZM114 57V58H113ZM116 57V58H115ZM229 57V58H230ZM7 58H4V59H1L0 58V72H1V65H2V61L3 60H5L7 63L10 61H13L12 60V57L10 58L9 57V60L7 59ZM234 58H236V60L234 59ZM245 58H248V59H245ZM7 59V60H6ZM78 59H80V60H78ZM95 59V60H94ZM110 59H108V61L110 60ZM71 60V61H70ZM235 60V61H234ZM238 60V61H237ZM246 60L247 61H249V64H248V62H246ZM252 60V61H253ZM96 61V62H95ZM103 61V62H102ZM110 61V62H111ZM124 61V62H123ZM251 61V62H252ZM261 61V64H260V66H258V67H260V69H261V71H262V74L264 75V59H261L260 60ZM80 62H81V64H80ZM85 62V63H84ZM119 62L120 63H124L123 65L122 64H119ZM241 62V63H240ZM244 62H245V64H244ZM3 63H4V61H3ZM101 63L103 64V65H101ZM109 63V62H108ZM237 63V64H236ZM247 63V64H246ZM67 64V63H66ZM65 64V65H66ZM87 64H88V66H87ZM89 64H93V66H91V65H89ZM98 64V65H97ZM241 65V67L239 66V65ZM4 65V64H3ZM3 65H2V67H3ZM72 65V66H71ZM126 65V66H125ZM129 65V66H128ZM240 67H238V66ZM249 65V66H248ZM255 65V64H254ZM5 66V65H4ZM75 66V67H74ZM82 66H83V68H82ZM85 66H87V67H85ZM90 66V67H89ZM94 66H97V67H102V66H104V67H102L101 69H99V68H97V67H94ZM110 66V67H109ZM112 66H114L116 69H110ZM117 66L119 67V68H121L124 72L128 69H130L131 71H133L134 73H132V72H128L127 71V73L129 74V76H130V78H129V76L128 75H126L125 76V74L126 73H124L123 71V74H120V71H121V69H119V68H117ZM121 66V67H120ZM245 66V67H244ZM88 67L91 69H94V73H90V69H88ZM114 67H112V68H114ZM75 68V69H74ZM96 68V69H95ZM103 68H106V70H105V72L102 70ZM107 68H109L108 70H109V72H108V70H107ZM236 68H239V69H236ZM249 68V69H248ZM83 69H85L86 70V72H85V70L83 71ZM88 69V70H87ZM118 69V70H117ZM70 70V71H69ZM95 70H97V71H95ZM100 70V71H99ZM111 70V71H110ZM25 71V72H24ZM118 71V72H117ZM137 71V72H136ZM242 71V72H243ZM32 72V71H31ZM31 72H29V70H26V69H24L23 71H19L18 73H16V75H15V73H10V74H8L7 76H5L6 78L8 77V79L12 82V83H10V81L9 80H7L6 81V79H5V77L3 76H1L0 75V102L1 101H3L4 100V98L7 96V94H8V92L9 91H11L13 88H15L17 85H19L22 81L24 82V80L25 79H27V78H29V77H31V83H30V85H29V87H30V91H33V92H29L28 94L29 95H25L24 97H23V99H25V97H26V99H25V101H23L22 100V98H21V100H22V106H23V110L20 112V119H21V124L22 125H24L25 127H22V126H20L19 127V129H21V131H20V133H22V134H20L19 132L18 133H16V132H12V134L10 133V137L8 136V131L9 130H11L9 127H11V126H9L8 124L6 125V127L3 129V128H0V144H3V143H5V144H3L2 146L4 147H2L1 145H0V152H1V156H0V161H1V159L3 160V164L5 165V161H6V175L5 176H7L8 174H10V173H12L13 171H16L17 169H13V165H12V163H14V161H15V163L16 162H19V164H22L23 166H30V164H31V162L30 161H28V157H29V150L27 149V147H26V145H25V147H24V145H23V141H22V139L25 137L26 139H27V142H28V145L30 146V147H33V149H35V150H37V155H40L42 152H43V149L41 148V147H39V146H37V145H33V146H31V144H30V142H29V136H30V134L32 135V132L34 131V130H36V129H40V128H42V126L44 127V124L40 121V120H38V119H32L31 117V115H35L34 113H35V111H39V109H40V107L45 103V102H48L50 105H54L55 103H57V101H56V88H55V86L52 84L53 83V80L52 79H50V77H49V79H50V81H49V79L48 78H44V75H35V74H33V73H31ZM96 72V73H95ZM100 74H99V73ZM102 72H104V74L102 73ZM144 72H146V73H148V69H146V70H144ZM22 73V74H21ZM85 73V74H84ZM110 73V74H109ZM113 73V74H112ZM26 74H27V76H26ZM29 74V75H28ZM35 76V77H32L33 75ZM87 74V75H86ZM91 74H94L93 75V77L91 76ZM98 75V76H96V75ZM117 74V75H116ZM130 74H132V75H130ZM3 75V74H2ZM14 76V78H13V76ZM19 77H18V76ZM102 77H101V76ZM108 75V76H107ZM115 75H116V77H115ZM119 75V76H118ZM125 77H124V76ZM137 75V74H136ZM15 76H17V77H15ZM38 76V77H37ZM106 76V77H105ZM124 78H123V77ZM128 76V77H127ZM235 76H237V75H235ZM9 77H11V78H9ZM72 77H74V74H73V76ZM90 77V78H89ZM113 77H115V78H113ZM121 77H122V81H121ZM239 77H241L240 75L238 76V78ZM25 78V79H24ZM36 78V79H35ZM38 78V79H37ZM108 78V79H107ZM111 78V79H110ZM44 79V80H43ZM75 79H77V77H75ZM123 79H125V82H124V80ZM13 80V81H12ZM15 80H16V82H15ZM21 80V81H20ZM46 80V81H45ZM103 80H105V81H103ZM131 80H134V79H131ZM2 81V82H1ZM38 81V82H37ZM43 81H45V82H43ZM107 81V82H106ZM13 82H15V83H13ZM139 84V86L138 85H135V84H137V83ZM132 83V84H131ZM135 83V84H134ZM158 83V82H157ZM157 83H155L154 82V86H153V88H156V87H160L162 90H165V88H163V85L161 86V83L159 84H157ZM7 84H9V86L7 85ZM11 84V85H10ZM33 84V85H32ZM86 84V85H85ZM130 84V85H129ZM122 85V86H121ZM126 85V86H125ZM128 85H129V88H128ZM134 85V86H133ZM147 85V86H146ZM8 86V87H7ZM100 86V87H99ZM112 86V87H111ZM136 86H138V87H136ZM96 87V88H95ZM102 87V88H101ZM121 87V88H120ZM147 87V88H146ZM12 88V89H11ZM142 88V89H141ZM98 91H97V90ZM100 89H101V91H100ZM125 89V90H124ZM137 90V91H136ZM142 90V91H141ZM150 90L153 92H150ZM119 91V92H118ZM101 93V94H100ZM248 93V94H247ZM253 93H254V95H253ZM92 94V95H91ZM136 94H139L138 96H135ZM154 95V97H153V95ZM246 95H247V97H248V100H249V98H250V100L252 99V97H253V99L252 100H254V101H250L249 100V102H251V103H249L248 102V100H247V97H246ZM131 96V97H130ZM135 96V97H134ZM250 96V97H249ZM58 97V96H57ZM136 97H138L139 99H137ZM60 98V97H59ZM153 98V99H152ZM155 98V99H154ZM172 98H173V96H172ZM243 98H244V100H245V102L247 101L249 104H247V105H245V103H244V100H243ZM246 98V99H245ZM101 99V100H100ZM136 99V100H135ZM104 100H106L105 102H104ZM135 100V101H134ZM139 100H141L142 101V105H141V101H139ZM143 100H144V102H143ZM263 100V101H262ZM136 102V103H135ZM140 102V103H139ZM239 102H240V104H244L245 105V107H243L242 105H240L239 104ZM246 102V103H247ZM2 103V102H1ZM106 103V104H105ZM135 103V104H134ZM157 103H159V106H161V107H159L158 106V104ZM238 104V105H237ZM250 104L252 105L251 107H249L250 106ZM259 104V105H258ZM135 105V106H134ZM137 106V107H136ZM235 108H234V107ZM240 106V107H239ZM241 106H242V108H241ZM122 107V108H121ZM227 107H228V109H227ZM236 107H237V109H236ZM257 107V108H256ZM253 108V109H252ZM140 109V110H139ZM162 109V110H161ZM177 109V108H176ZM235 109H236V111H235ZM108 110V111H107ZM218 110V109H217ZM138 111V112H137ZM178 111V110H177ZM219 111V110H218ZM229 111V112H228ZM234 111V112H233ZM256 112L255 114H256V116H255V114L254 113H252V112ZM143 112V113H142ZM163 112V113H162ZM239 112V113H238ZM179 113V112H178ZM216 113H217V111H216ZM237 113V114H236ZM163 114V115H162ZM166 114V115H165ZM185 115H187L188 116V113L187 114H185ZM185 115H180L181 117L182 116H185ZM207 115V114H206ZM204 116V117H206L207 119H209V117L211 118V116L210 115H207V116ZM225 115V116H224ZM231 115V116H230ZM232 115H233V117H232ZM252 115H254L255 116V118H253L252 117ZM186 116V117H187ZM228 116V117H227ZM76 117V116H75ZM227 117V118H226ZM232 117V118H231ZM251 117V118H250ZM259 117V118H258ZM180 118V117H179ZM229 118V119H228ZM250 118V119H249ZM253 118V119H252ZM165 119V120H164ZM168 119V121H166ZM228 119V120H227ZM234 119H235V121H236V123H235V121H234ZM247 119V120H246ZM259 119V120H258ZM251 120V121H250ZM253 120V121H252ZM120 122V123H118V122ZM201 118L199 119V117H198V120H197V118H195L194 119V122H195V124H196V126L197 127H200V123H201ZM239 121V122H238ZM249 123H247V122ZM255 121V122H254ZM116 122V123H115ZM78 123V122H77ZM103 123V124H102ZM118 123V124H117ZM138 123V124H137ZM243 123H247V125L246 124H243ZM263 123H264V118H263ZM2 124H4V122L2 123ZM129 124V125H128ZM137 124V125H136ZM169 124H171V125H169ZM253 125V124H257V125H255V127L253 126V130H252V132H251V130L250 129H252V128H249V125ZM247 127H246V126ZM263 125V124H262ZM240 126V127H239ZM261 126V125H260ZM4 127V126H3ZM8 127V128H7ZM82 127V129H83V131H85L86 130V128H84L83 126H81ZM118 127V128H117ZM160 127H162V128H160ZM230 127V128H229ZM252 127V126H251ZM111 128V129H110ZM169 128V129H168ZM245 128V129H244ZM248 128H249V131L252 133V134H250V133H248L247 132V130H248ZM160 129V130H159ZM165 129V130H164ZM255 129V130H254ZM33 130V131H32ZM41 130V129H40ZM44 130H45V128H44ZM43 129L41 130V131H44ZM108 130V131H107ZM127 130V131H126ZM158 130V131H157ZM243 130V131H242ZM111 131V132H110ZM138 131V132H137ZM149 131V132H148ZM228 131V132H227ZM45 132V131H44ZM86 132V134L88 135V131L86 130L85 131ZM152 132V133H151ZM156 132H158V133H156ZM167 132V133H166ZM34 133V132H33ZM46 133V136L44 137L46 140H50V138H49V136L47 135L48 133L47 132H45ZM44 133V134H45ZM107 133L108 134H110V136L108 137L107 136ZM136 133V134H135ZM240 133V134H239ZM24 134V135H23ZM251 135V137H250V135ZM259 134H261L260 136H257V135H259ZM137 135V136H136ZM165 135H170V137L169 138H167V136L164 138V136ZM212 135H214L213 133L211 134V136ZM247 135V136H246ZM24 136V137H23ZM77 136H78V134H77ZM60 137V136H59ZM88 137H89V135H88ZM104 137V138H105ZM243 138L242 140L241 139H239L238 140V138ZM256 137V138H255ZM105 138V140H107ZM110 138V139H109ZM115 140H114V139ZM130 138V139H129ZM139 138V139H138ZM260 138V139H259ZM10 139V140H9ZM61 137H60V141H61ZM169 139V140H168ZM235 139H237V140H235ZM114 140V141H113ZM241 140V141H240ZM20 141H21V143L22 144H20ZM38 140H36V142H37ZM63 141V140H62ZM61 141V142H62ZM178 141V142H177ZM247 141V142H246ZM249 141V142H248ZM49 142V141H48ZM84 140L82 139L81 141H80V144H81V146H80V154H86V155H89L90 154V148L88 147V145H86L87 143L86 142H84ZM92 142L94 143V141L92 140ZM105 142V143H106ZM114 142H116V143H114ZM244 142H245V144H244ZM264 142V141H263ZM50 143V142H49ZM114 143V144H113ZM145 143V144H144ZM163 143H164V145L165 146H162L163 145ZM166 143V144H165ZM177 143V144H176ZM192 145V147H190V144ZM239 143V144H238ZM241 143H242V146H241ZM250 143H255V144H250ZM113 144V145H112ZM184 144V145H185ZM199 144V145H198ZM59 145H60V143H59ZM94 145H95V143H94ZM112 145V146H111ZM115 145V149H114V146ZM116 145H118V146H116ZM7 146V147H6ZM84 146V147H83ZM96 146V145H95ZM137 146V147H136ZM151 146V147H150ZM154 146V147H153ZM157 148H156V147ZM197 146V147H196ZM248 146V147H247ZM253 146V147H252ZM259 146V147H258ZM16 147V148H15ZM36 147V148H35ZM193 147H196V148H193ZM251 147V148H250ZM26 150V152L24 151V152H22L23 150ZM96 148V147H95ZM120 150H119V149ZM148 148H150V149H148ZM154 148V149H153ZM156 148V149H155ZM178 148H180L181 149V151L178 149ZM242 148H244V149H242ZM64 149V150H63ZM110 149H108V152H110ZM183 149V150H182ZM193 149V150H192ZM253 149V150H252ZM13 150V151H12ZM82 150V151H81ZM85 150V151H84ZM246 150H247V152H246ZM249 150V151H248ZM255 150V151H254ZM262 150V151H261ZM3 151H5V152H3ZM7 151V152H6ZM39 151V152H38ZM46 151V150H45ZM60 151L62 152V153H60L61 155H63V156H60L59 155V160L60 161H62V160H65L66 161V164L68 165L67 167H68V169L69 168H71V167H73V166H76L77 167V169L79 168V169H82L81 167V163H80V167L78 166V165H75V164H77V162L76 161H72V164L70 165V162H69V160H71L72 159V154L70 153L71 152V150H70V148H69V146L67 145H64V143H62L61 144V146H60ZM67 151H69V152H67ZM96 151L98 152V149L96 148ZM194 151V152H193ZM18 152V153H17ZM21 152V153H20ZM192 152H193V154H192ZM250 152V153H249ZM253 152V153H252ZM257 152V153H256ZM261 152H263V153H261ZM17 153V154H16ZM40 153V154H39ZM179 153H181V154H179ZM190 153H191V155H190ZM6 154H7V156H6ZM19 154H21V156L19 155ZM28 154V155H27ZM98 154H99V152H98ZM36 155V156H37ZM65 155V156H64ZM120 156V158H119V156ZM172 155V156H171ZM182 155V156H181ZM184 155V156H183ZM256 155V156H255ZM262 155H263V157H262ZM5 156L7 157V158H5ZM14 156V159L12 158ZM17 156V157H16ZM26 156V157H25ZM67 156V157H66ZM151 158H150V157ZM189 156V157H188ZM2 157H4V158H2ZM10 157V158H9ZM20 157V158H19ZM62 157H63V159H62ZM100 157V156H99ZM146 157V158H145ZM185 157V161L183 160V158ZM252 159H251V158ZM262 157V158H261ZM16 158H17V160L18 161H16ZM52 157H50V159H51ZM71 158V159H70ZM259 158H261V160L259 159ZM5 159V160H4ZM13 159V160H12ZM50 159H48V160H50ZM74 159V158H73ZM118 159V160H117ZM122 159V160H121ZM187 159H190V160H188L187 161ZM263 159V160H262ZM9 161V165H12V166H9L8 167V164H7V162ZM11 160V161H10ZM53 159H51V161H49V166L50 165H52V168H51V166L49 167V169L51 170V171H53L54 172V175H52V176H54L55 177V171L57 170V172H58V169L57 168H55V169H53L54 168V166H53V164H54V160L52 161ZM120 160V161H119ZM251 160V161H250ZM21 161V162H20ZM22 161H23V163H22ZM100 161H101V159H100ZM133 161V162H132ZM140 161V162H139ZM255 161V162H254ZM261 161V162H260ZM27 164H26V163ZM50 162H51V164H50ZM75 164H74V163ZM102 162V161H101ZM135 162V163H134ZM190 162V163H189ZM244 162V163H243ZM2 162H0V164H1ZM11 163V164H10ZM30 163V164H29ZM61 163V162H60ZM131 163H133V164H131ZM167 163V164H166ZM169 163V164H168ZM186 163V164H185ZM187 163H189V164H187ZM254 163V164H253ZM259 164V165H255V164ZM18 164V163H17ZM102 164V163H101ZM238 164V165H237ZM242 164L243 165H245V166H242ZM73 165V166H72ZM108 165V163L105 165L106 167V171L108 170V168H109V166H107ZM102 166H103V164H102ZM167 166V167H166ZM169 166V167H168ZM256 166V167H255ZM259 166L261 167V168H259ZM0 167H1V165H0ZM21 167V166H20ZM75 167V168H76ZM88 167H91L90 165L88 166ZM255 167V168H254ZM141 168V167H140ZM162 169V171H161V169ZM170 168V171L168 170ZM233 168H235V169H233ZM237 168V169H236ZM240 168V169H239ZM165 169H167V171L165 170ZM188 170V171H186L187 172V174H186V172H185V170ZM233 169V170H232ZM242 169V170H241ZM245 169V171H243ZM256 169V170H255ZM259 169V170H258ZM116 170V169H115ZM153 170V169H152ZM68 171V170H67ZM111 170H110V168H109V171H108V175H110V177L112 178L113 176H115L116 174H118V173H116V171H115V173L116 174H113L114 173V171L113 172H110ZM169 171V172H168ZM109 172H110V174H109ZM118 172V171H117ZM162 172H167L168 174H161ZM235 172V173H234ZM257 172V174H255ZM61 176L63 175V174H61V172H58ZM57 173V174H58ZM173 173V174H172ZM58 174V175H59ZM246 174H250V175H246ZM58 175H57V177H58ZM66 175V176H65ZM67 175H68V172L67 173H64V177H67ZM162 175H164V177L162 176ZM175 175H176V177H175ZM183 175V176H182ZM4 176V177H5ZM61 176H59V177H61ZM158 176V177H157ZM170 176H173V177H171L170 178ZM193 176V177H192ZM243 176H245V177H243ZM248 176V177H247ZM250 176V177H249ZM3 177V178H4ZM148 177V178H147ZM168 177L170 178V179H168ZM189 177V178H188ZM241 177V178H240ZM56 178V177H55ZM62 178V177H61ZM146 178H147V180H146ZM151 178V179H150ZM164 178V179H163ZM174 178H176V179H174ZM188 178V179H187ZM236 178V179H235ZM66 179H68V177L66 178ZM112 179H114L115 180V177H113ZM149 179V180H148ZM166 179H168V180H166ZM241 179H242V181H241ZM261 178H259L258 179V177H257V183H258V185L257 186H259V184H261L262 183V179L260 180ZM71 180V181H70ZM74 180V179H73ZM85 180H86V182H87V179H86V177H85V179L83 180V185L82 184H80V183H78L77 181H72V178H69L68 180H66L65 181V183H67V184H65V186L66 185H68V187H65V188H67V189H69V188H71L72 189V186H73V189L71 190V189H69L70 191V194L72 193V194H74L76 197L79 195V194H81L82 195V190L84 189V193H86V191H89V189H90V187H91V185L93 184V183H86L85 182ZM180 180V181H179ZM236 180H239V181H237L238 183H239V185H236L235 183H237V182H235ZM69 181V182H68ZM89 181H91V180H89ZM146 181V182H145ZM175 181H176V183H175ZM243 181H244V184H243ZM77 182V183H76ZM148 182V183H147ZM162 182V183H161ZM187 182H188V184H187ZM241 182V183H240ZM75 183V184H74ZM86 183V184H85ZM146 184V185H144L143 186V184ZM169 183H171L172 184V186H171V184H169ZM180 183V184H179ZM237 183V184H238ZM73 184V185H72ZM115 184V183H114ZM243 184V185H242ZM72 185V186H71ZM80 185V186H79ZM82 185V186H81ZM152 185V186H151ZM158 185V186H157ZM166 185H167V187H166ZM174 185V186H173ZM196 185V186H195ZM245 185H247V186H245ZM71 186V187H70ZM79 186V187H78ZM84 186H86V187H84ZM83 187V188H82ZM153 187H155L156 189H154ZM63 188H64V186H63ZM80 188V189H79ZM150 188H152V191L150 190ZM164 188V189H163ZM175 188V189H174ZM80 190V191H77L76 192V190ZM153 189H154V191H153ZM157 189H160L161 191H162V189H163V191L160 193V190H157ZM157 190V191H156ZM76 192V193H78V195L76 194V193H74V192ZM147 193H146V192ZM159 191V194H161V196H163L162 197V203L161 202H157V204H156V201H158L159 199L161 200V197H160V195L158 196V198H156V196L154 197H152V193L151 192H154L153 193V195H157V192ZM166 193H165V192ZM162 193H163V195H162ZM165 193V194H164ZM168 194V196H166ZM81 195H79L78 197L80 198V196ZM146 195H147V197L149 196V200H150V202H149V200L147 199V197H146ZM74 196V198L75 199H73V203H76V202H78L79 201V198H77L76 199V197ZM85 196V195H84ZM166 196V197H165ZM146 197V198H145ZM151 197H152V199H151ZM157 200H156V199ZM163 198H166V199H164V200H167L168 198V200H167V202L165 203V201H163ZM175 198V199H174ZM185 198V199H184ZM82 198H80V200H81ZM74 200H75V202H74ZM174 201V202H172V201ZM147 201H148V205H147ZM152 201V202H151ZM187 201V202H186ZM170 203V202H172V205H171V207H169L170 206V204H169V206H168V204L167 203ZM185 202H186V204H185ZM161 203V204H160ZM164 203V204H163ZM174 203V204H173ZM189 205H188V204ZM156 204V205H155ZM179 204V205H178ZM168 207H167V206ZM175 205V206H174ZM178 207H177V206ZM195 205H197V207L195 206ZM165 206L167 207V208H169V209H171V211H169L168 212V210L169 209H166L165 208ZM174 207V209H173V207ZM193 206V207H192ZM155 207V208H154ZM160 207L161 208H164V210H162L161 209V211H160ZM157 208H159L158 210H157ZM194 208V209H193ZM199 208V209H198ZM211 209V210H210ZM175 211V214H173L174 216L173 217H170L172 214L170 213V212H172V211ZM174 211L172 212V213H174ZM188 211V210H187ZM210 211V212H209ZM162 212V213H161ZM195 212H197V215H194L195 214ZM199 212V213H198ZM169 213V214H168ZM189 213V214H190ZM201 213V214H200ZM209 213V214H208ZM198 214H200V215H198ZM161 215V216H160ZM263 215H264V213H262V214H259V215H256V219H258L259 217H263ZM206 216V217H205ZM168 217V218H167ZM176 217H175V219H176ZM178 217H179V215H178ZM177 217V218H178ZM202 218V217H201ZM182 220H183V218H182ZM207 220V221H208ZM228 221H230V226L229 225H226L225 226V228L223 229V225H225V224H227L228 223ZM257 220H255V222H256ZM113 225V227H112V225ZM254 223V222H253ZM109 224V225H108ZM187 224V223H186ZM151 225V224H150ZM236 225H237V227H236ZM105 226L107 227V228H105ZM115 226H116V224L114 223V222H107V224H103V226H102V230L105 232V233H111L113 230H114V228H115ZM152 226V225H151ZM104 227V228H103ZM112 227V228H111ZM153 227V226H152ZM217 228H216V230H217ZM233 228H234V230H233ZM109 229V230H108ZM112 229V230H111ZM157 232H159V231H157ZM229 232V233H228ZM231 232V233H230ZM241 232H243V233H241ZM177 233V234H176ZM184 233H187V234H189V235H185ZM241 236H243V238L245 239V241L240 237V235ZM178 235H180V236H178ZM184 235V236H183ZM193 235H196L195 237L193 236ZM185 236H186V238H185ZM189 236V237H188ZM188 237V238H187ZM241 239H240V238ZM195 238V239H194ZM239 238V239H238ZM201 240V239H200ZM190 243V244H189ZM202 247H203V245H202ZM46 251H50V249H47ZM190 252H191V254H190ZM47 253V252H46ZM184 254L186 255L185 257H184ZM51 255H52V252H51ZM189 257H191V258H189ZM53 258V257H52ZM183 258H185V259H183ZM188 258V259H187ZM201 258V259H202ZM187 259V260H186ZM189 260V261H188ZM199 260V261H198ZM42 261H43V259H42ZM188 261V262H187ZM51 262H52V260H51ZM51 262H49V263H51ZM43 264L45 263V264H47L48 262H45V260H44V262H42Z\"/></svg>",
    "mask_w": 264,
    "mask_h": 264
}]
</instances>
